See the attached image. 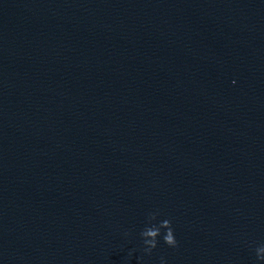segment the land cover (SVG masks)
<instances>
[{
    "label": "water",
    "instance_id": "water-1",
    "mask_svg": "<svg viewBox=\"0 0 264 264\" xmlns=\"http://www.w3.org/2000/svg\"><path fill=\"white\" fill-rule=\"evenodd\" d=\"M157 210L179 247L147 255ZM262 244L264 0H0V264Z\"/></svg>",
    "mask_w": 264,
    "mask_h": 264
},
{
    "label": "clouds",
    "instance_id": "clouds-1",
    "mask_svg": "<svg viewBox=\"0 0 264 264\" xmlns=\"http://www.w3.org/2000/svg\"><path fill=\"white\" fill-rule=\"evenodd\" d=\"M159 216V211L150 213L148 216V224L140 232V236L143 242V252L147 255H151L153 250L157 248L159 240L162 237L164 243H166L171 248H178L179 244L176 240L172 222L169 219L160 220L157 222V217ZM125 235H130L126 232ZM130 250L128 255L131 256L132 252ZM257 260L264 261V244L256 247L255 249ZM163 264V258H162Z\"/></svg>",
    "mask_w": 264,
    "mask_h": 264
}]
</instances>
